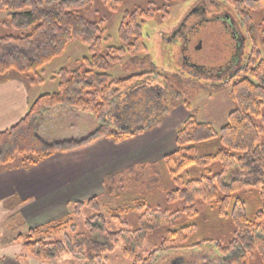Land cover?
I'll use <instances>...</instances> for the list:
<instances>
[{"label":"trees","instance_id":"1","mask_svg":"<svg viewBox=\"0 0 264 264\" xmlns=\"http://www.w3.org/2000/svg\"><path fill=\"white\" fill-rule=\"evenodd\" d=\"M94 1L106 11L115 12L126 0L66 1L60 2L55 9L38 8L37 0H0V14L6 15L2 25L16 33L0 36V78L14 74L29 83L40 80L39 75L44 67L60 57L72 41L85 45L89 54L60 69L56 74L57 92L39 96L20 121L0 132V168L13 165L16 161L25 167L31 161L36 165L59 153L79 150L96 140L120 143L160 125V118H157L146 127L113 131L104 121L120 96L139 89L147 78L160 77L148 56L138 57L147 50L142 26L156 18L158 9L149 6L145 10L125 12L118 29L120 47L103 49L104 21H89L82 14V9ZM222 1L233 8L244 26L249 27L253 23L251 16L256 13L258 26L264 35V0ZM126 55L130 56L127 63L133 64L132 67L140 65L144 69L147 64L148 71L127 78H117L107 73ZM233 71L223 82L214 86L228 88L234 105L225 126L216 131L211 124L196 121L191 114L176 130L177 149L163 159L175 187L164 195L165 210L152 208L138 196L129 210L138 215L136 227L112 232L107 229L106 216L101 212L103 206L96 198L78 202L73 204L74 216H78L83 208L95 213L85 222L87 233L75 234L65 241L52 240V236L73 227L70 220L64 226L53 225L45 231L29 230L25 235L16 237L17 242H22V251L47 264H56L65 253L85 264H97L104 254L112 252L122 242V256L131 264H153L158 253L200 249L206 243L201 241L189 245L187 241L192 232L188 222L197 214V202L204 205L217 202L219 215H222L234 201L232 238L225 246H217L222 257L218 264H251L256 258L260 264H264V205L250 218L246 205L237 198L244 193H255L264 202V58L255 44L245 63ZM176 93L178 96L179 92ZM57 108L87 114L99 126L79 141L48 143L37 135L36 123L43 112ZM186 108L190 109L188 103ZM213 140L219 142V151L214 156L198 158L195 147ZM160 164L139 166L143 171V180L140 177L134 180L131 193L138 190L135 191L137 195L139 191L148 192L151 197L154 193H163V180L158 171ZM135 167L106 177L104 187L108 196L112 199L124 196L125 190L119 187L120 179L135 172ZM232 167L237 168V176L225 184L223 178ZM191 168L198 171L197 177L183 178L181 174ZM178 204L182 206L181 209L172 212V208ZM109 213L117 222L125 210L119 209L117 215ZM158 231L163 235L157 249L146 258L138 256L136 252L141 249L148 234ZM0 264H18V261L4 258Z\"/></svg>","mask_w":264,"mask_h":264},{"label":"rangeland","instance_id":"2","mask_svg":"<svg viewBox=\"0 0 264 264\" xmlns=\"http://www.w3.org/2000/svg\"><path fill=\"white\" fill-rule=\"evenodd\" d=\"M66 1L74 0H37V6L41 9H55L60 2ZM149 6L155 10L158 9V12L154 20L146 22L142 26L147 50L145 54H139L138 57L148 56L155 66L156 73L161 78L158 76L147 78L139 89L131 90L120 96L106 114L105 124L113 131L134 130L146 127L160 118L158 119L161 121L160 124L168 126V129H171L176 135V130L189 115L193 114L196 121L207 122L218 131L227 123L228 114L234 109V105L230 99L228 88L214 86L223 82L230 76L231 71L234 72L233 70L245 63L253 44L264 58V35L258 26L257 14H252L253 23L249 27L244 26L238 20L233 8L223 3L222 0H126L115 12L106 11L100 3L94 1L82 9V14L89 21H104L103 49H106L120 47L118 29L124 13L145 10ZM5 17L6 15L0 14V36L16 34L2 25ZM198 46L199 49H197ZM88 55L85 45L79 41H72L60 57L44 67L43 72L39 75L40 80L29 83L26 79L16 77L14 74L7 78L21 82L23 87L31 92L30 106L39 96L57 92L56 74L60 69L72 65ZM129 58L130 56L126 55L107 73L117 78H127L130 75L148 71L147 64L144 69H141L140 65L132 67L133 64L127 63ZM176 91L179 92L178 96ZM184 101L186 102L184 103ZM186 103L189 104L190 109L186 108ZM98 126L95 120L87 114L57 108L43 112L36 123V133L48 143L79 141L94 132ZM262 129L264 142V125ZM219 148L217 140L199 144L195 147L196 156L198 158L214 156ZM176 149L175 139L172 153ZM172 153L164 156L163 159ZM163 159L157 162V164L161 163L158 171L163 180V193H154L152 197L148 192L140 193L139 191V195H137L135 191L138 190L132 191V193L130 191L134 186V180L137 177L143 178V171L139 169L141 165H138L135 167V172L120 179L119 187L125 190V193L124 196H116V199L108 196L105 190L106 176L101 188L80 186L72 189L70 198L73 200H68L63 205L50 207L49 210L51 209L52 214L42 213V215L32 216L29 215L32 213L30 210L27 211L23 208L24 213L22 212V205L8 211L9 217L3 222L0 221V260L6 258L16 260L18 264H47L25 254L21 248L22 242H17L16 237L20 234L25 235L33 229L45 231L53 225L64 226L68 220L72 222L73 227L52 236V240L65 241L72 239L75 234L87 233L85 222L95 213L88 208H83L78 216H74V205L78 202L96 198L103 206L101 212L106 216L107 229L112 232L121 229L132 230L136 227L138 215L134 211L129 212V210L132 201L138 196L147 201L152 208L158 207L165 210L167 205L164 195L168 191L174 190L175 187ZM43 162L34 165V161H31L32 165L27 164L25 167L20 164V161H16L13 165L0 168V179L6 176L9 178L11 172L28 171ZM197 172L195 168H191L183 172L181 176L185 179H193L197 177ZM236 172V167L230 168L224 176L223 182L229 184L237 176ZM142 183L148 187L144 181ZM146 196L147 198H144ZM237 198L246 205V212L250 218L264 205V202H261L255 193H244ZM6 199L0 200V204H8L12 209L14 207L10 205L12 201L10 198ZM233 204L234 201H231L224 213L219 215L217 202L210 205L197 202L195 206L197 214L191 217L192 219L188 222V225L192 226V232L187 241L189 245L201 241L206 243L202 244L200 249L158 253L153 264H218L222 257L217 246H225L232 238ZM181 207L178 204L177 207L172 208V212L175 209L180 210ZM119 209L125 210V214L120 215L116 222L109 212H114V215H117L116 212ZM28 212L30 213L28 214ZM179 215L177 214V216ZM28 216H32L34 220L31 221L32 218L28 220ZM162 235L161 231L149 233L147 240L136 254L141 258H146L160 245ZM123 248L124 244L119 242L113 251L104 254L97 264H131L123 258ZM56 264L85 263L69 253H65ZM251 264H260V261L256 258L251 261Z\"/></svg>","mask_w":264,"mask_h":264},{"label":"crops","instance_id":"3","mask_svg":"<svg viewBox=\"0 0 264 264\" xmlns=\"http://www.w3.org/2000/svg\"><path fill=\"white\" fill-rule=\"evenodd\" d=\"M30 93L21 82L0 78V132L24 117L31 101ZM175 139V133L160 124L118 144L98 140L77 152L58 154L28 171L11 172L9 178L0 179V200L10 198V205L14 207L0 204V221L9 217L8 211L21 205L22 212L30 210L33 214H28L32 216L49 214L50 207L73 200L70 198L72 189L101 188L108 175L131 166L161 161L174 151ZM32 216L26 218L33 221Z\"/></svg>","mask_w":264,"mask_h":264},{"label":"water","instance_id":"4","mask_svg":"<svg viewBox=\"0 0 264 264\" xmlns=\"http://www.w3.org/2000/svg\"><path fill=\"white\" fill-rule=\"evenodd\" d=\"M200 46V45H199ZM199 46L197 47V49H199Z\"/></svg>","mask_w":264,"mask_h":264}]
</instances>
